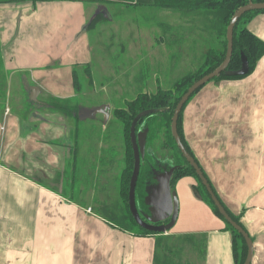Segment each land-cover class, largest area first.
I'll list each match as a JSON object with an SVG mask.
<instances>
[{"label": "crops", "instance_id": "1", "mask_svg": "<svg viewBox=\"0 0 264 264\" xmlns=\"http://www.w3.org/2000/svg\"><path fill=\"white\" fill-rule=\"evenodd\" d=\"M106 7L87 0L0 2V264H234L231 234L194 191L190 176L177 181L178 215L160 235L121 230L106 219L115 206L82 199L98 185L107 186L97 190L105 198L118 181L119 130L96 139L101 163L92 184L93 175L86 176L94 167L83 160L88 138L78 139L72 122L48 110L44 99L76 97L72 68L90 67L87 25L98 13L107 17ZM247 28L264 41V12ZM126 78L132 95L159 86L142 75L135 79L138 87L134 76ZM26 97L35 103L28 113ZM80 106V119L107 130L109 105ZM182 132L216 195L252 238L250 264H264V55L243 78L204 84L183 109ZM66 169L80 178L81 200L62 194ZM167 179L160 175L154 190L160 223L169 217Z\"/></svg>", "mask_w": 264, "mask_h": 264}, {"label": "trees", "instance_id": "2", "mask_svg": "<svg viewBox=\"0 0 264 264\" xmlns=\"http://www.w3.org/2000/svg\"><path fill=\"white\" fill-rule=\"evenodd\" d=\"M7 1L17 0H0V2ZM249 2L259 3L264 2V0H151L148 2L149 6L178 11L184 15V19L187 18L188 20L194 21L193 24H191L194 26L190 25L188 28H186V34L183 31L182 37H180L181 40L184 39L183 42L185 39L188 40L189 44L186 46V48L190 49L192 52H194L191 50L192 47L196 45H199L200 47L204 46L201 45L199 37L195 36L196 33L204 31L200 27L202 23H204V20H211L213 23L215 21L214 28H211L213 45L211 47H204L205 50L202 53V60L198 62V66L189 70L188 72L183 73L170 85L169 88L165 89L158 86L154 93L147 94L144 92H138L132 98L123 99V104L119 107H115L112 110L110 119L111 121L114 119L119 121L120 127L118 128V132L123 145V158L122 167L117 181V192L120 205L115 206L112 214L113 216H107L106 219L119 229L128 231L138 236L158 234L147 231L135 223L132 215L129 212L127 197L129 180L134 164L133 150L129 136L131 121L140 111L151 108L160 109L155 113L139 118L135 128L136 133H145L144 148L140 157V167L135 185V204L138 213L143 220L147 221V217L150 215V205L147 201L148 187L153 186L155 188L158 184V178L160 175L169 174V186L171 189H175V185L181 177H192L194 179V191L198 194L200 199H202L210 207L211 211L222 220L224 223V229L231 234V248L234 264H243L244 262L247 252L245 240L241 234H239L219 214L205 187L201 184L200 179L196 175L193 167L186 161L175 144L171 134L170 125L174 107L181 95L195 80L214 70L223 61L227 44L226 29L229 20L237 8ZM139 4L142 3L136 2V5ZM260 12H264V9L250 10L243 13L233 28L232 54L226 70H236L240 67V52H243L248 61V73L240 76H229L225 74V71H222L210 81H220L222 79H240L249 75L255 69L258 61L264 55V41L247 28V23L255 14ZM102 18H104L102 13L96 14L88 23L87 29L91 30V28L94 27L97 22L101 21ZM190 36H192V38H190ZM181 40L179 42L182 43V46H185ZM203 42L205 43V41ZM79 70L82 71V77L80 78L81 80H85L86 83H88L87 80H89V83L91 80V71L88 64L73 66L72 78L76 96L81 90V84L79 82L80 79L78 75ZM198 90H196L184 103L177 119V131L180 140L185 149L193 158L194 156L187 145L182 132V113L188 101ZM4 98V95H0L1 102H4ZM26 98L27 102H24L26 105L24 109L25 112L28 113L33 108L35 103L29 100L28 97ZM76 98L77 97L59 98L49 95L44 99V104L51 112L59 113L65 120L72 122L74 125L73 133L74 135H77V138L79 139V137L82 136L79 126L81 121L79 113L81 110V103L77 101ZM194 160L197 162L195 158ZM202 173L204 174L203 171ZM219 201L221 202L220 199ZM221 204L224 206L222 202ZM120 206H122L121 213H119ZM224 208L229 216L244 230H246L240 222L239 216L234 215L225 206ZM153 223L158 224L160 222Z\"/></svg>", "mask_w": 264, "mask_h": 264}, {"label": "rangeland", "instance_id": "3", "mask_svg": "<svg viewBox=\"0 0 264 264\" xmlns=\"http://www.w3.org/2000/svg\"><path fill=\"white\" fill-rule=\"evenodd\" d=\"M110 4L113 7H106L105 9L109 10L108 16L103 15L104 18L97 22L91 30H88L92 47L90 83L89 80H87L88 83L81 80L82 71H78L81 90L76 96V100L84 105V108L90 106L89 110L93 108L91 105L101 106L102 104L106 105V108L109 105L112 110L121 106L124 102L123 99L132 98L134 96L132 94L136 92L127 86V76L130 78L134 76L135 80L136 77L142 75L149 84H153V88L155 85L165 89L169 88L183 73L198 66V62L202 60L204 47L213 45L211 28H214L215 21L213 23L211 20H204L200 26L204 31L195 34L196 37H199L201 45L204 46L191 49L194 51L192 53L190 49L186 48L189 44L188 40L185 39L183 42L184 39L181 40L180 37H182L183 31L186 34L185 29L194 21L184 19L183 14L179 16V12L174 10L157 9L147 5H133L126 1L110 2ZM91 20L92 18L89 22ZM161 37H163V44L160 41ZM180 40L185 46H182ZM180 46L181 48H179ZM135 82L138 87L140 82L137 80ZM136 90L138 91V88ZM91 124L88 119L87 122L85 120L80 121L79 126L81 135L88 138V151L83 160L88 163V166L94 167V169L89 167L86 178L93 175V180L90 183L94 184L97 179L96 167L101 163V157L96 155L97 146L94 145L96 139L101 138L102 140L103 137L105 139L107 136L113 135V129L117 135L116 130L120 125L119 121L114 119L110 122L107 130L101 132L100 128ZM84 146L87 145L84 144ZM120 163L122 164L121 156L119 162L116 160L115 168L118 164L120 167ZM61 180L62 194L81 200L80 192L77 191L81 183L78 174L74 176L70 169H66L65 172H62ZM108 183L111 184L110 181ZM116 184L115 180V184L111 186L112 192L105 198H101L100 192L98 193L97 190L105 191L107 186L98 185L96 190H93L95 191L94 194L90 193L92 192L91 188L87 195L82 192V199L92 203L103 199L106 203L118 206L120 202ZM154 190L153 186L148 187L147 196L153 216L157 215L159 210L157 208L158 201L153 196ZM121 207L119 213L122 212ZM153 220V217H147V221L152 222Z\"/></svg>", "mask_w": 264, "mask_h": 264}, {"label": "water", "instance_id": "4", "mask_svg": "<svg viewBox=\"0 0 264 264\" xmlns=\"http://www.w3.org/2000/svg\"><path fill=\"white\" fill-rule=\"evenodd\" d=\"M257 9H264V2H259V3H252L249 2L245 5L240 6L237 8V10L233 13L231 16L229 23L227 25L226 29V52H225V57L223 61L211 72L208 74L203 75L199 79L195 80L187 89L186 91L181 95L179 98L178 102L176 103L174 110H173V115L171 117V134L172 137L175 141V144L177 145L178 149L180 150L181 154L183 157L186 159V161L193 167L196 175L201 181V184L205 187L207 193L209 194L214 206L218 210L219 214L224 218L226 222H228L241 236L244 238L246 246H247V252L246 256L244 259L243 264H250L252 254H253V242L251 237L248 235L247 231L244 230L237 222H235L227 213L225 210L224 206L221 204L217 196L215 195L214 191L212 190L209 182L207 181L206 177L202 173L201 168L198 166L197 162L194 160V158L190 155V153L185 149L184 145L182 144L180 137L178 135L177 131V119L178 115L182 109V106L184 103L188 100V98L200 87H202L205 83L210 81L213 77L218 75L220 72L225 71V74L229 76H240V75H245L248 73V61L246 56L244 55L243 52H240V67L236 70H226V67L230 61L231 54H232V37H233V28L239 17L247 11L250 10H257ZM37 92V88L33 87V95L32 99L35 100L34 94ZM160 109L157 108H151V109H145L143 111H140L138 114L134 116V118L131 121L130 124V129H129V136H130V141L132 145V150H133V157H134V164H133V169L131 173V177L129 180V189H128V208L129 212L132 215L135 223L150 232L158 233V234H164L167 233L174 225L177 215H178V199L176 195L175 189H171L169 186V179L170 176L169 174H166L168 176V179L165 183V186L163 187V195L164 198L166 199L168 203V208H169V217L163 222V223H158L155 224L153 222H159L160 217H159V210L158 214L153 216L152 212L150 210V215L148 216L153 217L154 220L152 222H147L143 220L137 210L136 204H135V185H136V180L139 172V167H140V157L143 153V148H144V142H145V133L140 132L136 133L135 128L137 125V121L139 118H142L143 116H146L148 114L155 113L159 111ZM157 187V186H156ZM155 187V189H156ZM154 198L155 193H154ZM156 199V198H155ZM157 200V199H156ZM157 208L159 209V206L157 205Z\"/></svg>", "mask_w": 264, "mask_h": 264}, {"label": "flooded vegetation", "instance_id": "5", "mask_svg": "<svg viewBox=\"0 0 264 264\" xmlns=\"http://www.w3.org/2000/svg\"><path fill=\"white\" fill-rule=\"evenodd\" d=\"M17 1H21V0H17ZM31 1H33V2H36V1H38V0H31ZM87 1H90V2H100V4H105L107 7H110L112 4H110V2H117V1H126V2H128V3H132L133 5H136V2H139V3H142V4H139V5H147V6H149L148 5V2H150L151 0H87ZM132 1V2H131ZM7 2H10V1H7ZM150 7H152V6H150ZM158 9V8H157ZM160 9H163V10H171V9H166V8H160ZM178 12V11H177ZM103 14V13H102ZM179 14V16L181 15V13L179 12L178 13ZM95 16V15H94ZM93 16V17H94ZM92 17V18H93ZM45 105V104H44ZM46 107V106H45ZM47 108V107H46ZM56 113V112H55Z\"/></svg>", "mask_w": 264, "mask_h": 264}]
</instances>
